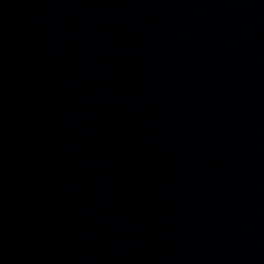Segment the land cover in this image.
<instances>
[{"label": "water", "instance_id": "95a60500", "mask_svg": "<svg viewBox=\"0 0 264 264\" xmlns=\"http://www.w3.org/2000/svg\"><path fill=\"white\" fill-rule=\"evenodd\" d=\"M0 264H264V0H0Z\"/></svg>", "mask_w": 264, "mask_h": 264}]
</instances>
